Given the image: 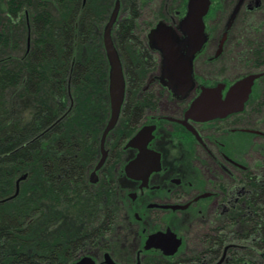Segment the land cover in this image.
Listing matches in <instances>:
<instances>
[{"label":"flooded vegetation","instance_id":"af4514ba","mask_svg":"<svg viewBox=\"0 0 264 264\" xmlns=\"http://www.w3.org/2000/svg\"><path fill=\"white\" fill-rule=\"evenodd\" d=\"M152 1L155 19L142 27L139 0L137 50L122 61L119 120L104 139L97 167L106 122L85 174L99 198L95 220L68 264H264V0H196L205 9L204 37L184 94L166 85L162 54L149 34L162 22L182 37L188 0ZM135 57L147 70L140 81ZM249 76L242 105L238 92L231 110L213 107L215 98L225 101ZM203 90L213 114L207 118L188 113ZM125 127L132 131L126 134ZM143 127L151 133L142 162L130 165L139 149L126 144Z\"/></svg>","mask_w":264,"mask_h":264},{"label":"trees","instance_id":"16d2710c","mask_svg":"<svg viewBox=\"0 0 264 264\" xmlns=\"http://www.w3.org/2000/svg\"><path fill=\"white\" fill-rule=\"evenodd\" d=\"M119 1L112 38L125 63L140 2ZM114 2L0 0V264H68L92 229L99 198L85 174L110 113L102 31Z\"/></svg>","mask_w":264,"mask_h":264},{"label":"water","instance_id":"95a60500","mask_svg":"<svg viewBox=\"0 0 264 264\" xmlns=\"http://www.w3.org/2000/svg\"><path fill=\"white\" fill-rule=\"evenodd\" d=\"M202 8V9H201ZM120 1L115 0L114 6L111 9L108 18L104 24L102 31V42L105 56L108 62V96H109V118L103 130L100 147L102 158L97 164L101 165L104 159L103 142L109 131L116 126L120 111L125 98V79L123 72L122 60L112 38V29L119 17ZM205 13L204 5H201L196 0H188L187 11L180 22L182 37H179L173 29L159 22L149 34V37L156 43V48L161 51V69L163 77L166 79V85L174 93L184 94L192 85L191 61L195 52L200 48L203 41V21L202 16ZM164 31V34H163ZM167 38L166 40H164ZM252 76L246 77L238 81L231 90L230 95L225 101L214 99V108L223 113L231 110V100L236 93L240 92L243 95L240 98V104L247 98ZM207 90H203L202 94L191 104L188 113L200 118H207L211 114V109L207 106ZM222 114V113H220ZM151 133L150 127L141 128L126 144V146L139 149V154L130 165H137L142 162L144 149L148 140V135ZM26 177L20 176L16 182V191H18V182ZM75 264H84L81 260Z\"/></svg>","mask_w":264,"mask_h":264},{"label":"rangeland","instance_id":"374dc122","mask_svg":"<svg viewBox=\"0 0 264 264\" xmlns=\"http://www.w3.org/2000/svg\"><path fill=\"white\" fill-rule=\"evenodd\" d=\"M143 4V8L141 11V16H140V21L139 24L142 27H145L147 24H150V22L155 19V13H156V7H157V2L154 5V2L152 0H141ZM11 33L13 31L10 29ZM9 99L13 98V94L9 93L8 94Z\"/></svg>","mask_w":264,"mask_h":264}]
</instances>
